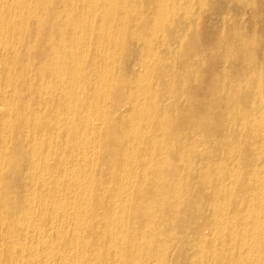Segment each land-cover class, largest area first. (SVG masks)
I'll list each match as a JSON object with an SVG mask.
<instances>
[{"label":"bare ground","instance_id":"1","mask_svg":"<svg viewBox=\"0 0 264 264\" xmlns=\"http://www.w3.org/2000/svg\"><path fill=\"white\" fill-rule=\"evenodd\" d=\"M225 3L0 0V264H264L259 29Z\"/></svg>","mask_w":264,"mask_h":264},{"label":"rangeland","instance_id":"2","mask_svg":"<svg viewBox=\"0 0 264 264\" xmlns=\"http://www.w3.org/2000/svg\"><path fill=\"white\" fill-rule=\"evenodd\" d=\"M226 1L227 5L225 3L224 10L222 11L224 13L221 12V16L218 15L219 13H210L206 14V18H209V21L211 22L220 20L221 23L227 25L232 24L235 19H238L241 25V32L239 33V36L245 39L254 37L253 33L251 32V24L253 21H255V24L259 29V32L255 36V41L259 45L256 57L259 58L253 56V58L249 60L251 62L248 64V68L251 74L255 75L254 77H251V79H253L255 83L254 88L259 91L264 88V63L262 62L264 61V0H259L258 2L255 0ZM232 34L233 31H229L226 36H231ZM224 48L226 49V42L218 44L219 50L223 51L225 50ZM235 53L239 54V51H235ZM221 110L225 111V107L221 106ZM208 234L209 233L207 231L206 235Z\"/></svg>","mask_w":264,"mask_h":264}]
</instances>
